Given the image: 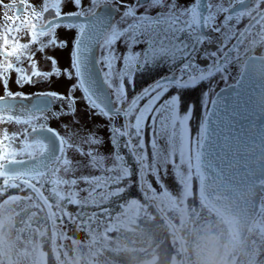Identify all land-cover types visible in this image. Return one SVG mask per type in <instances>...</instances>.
I'll return each mask as SVG.
<instances>
[{
  "label": "snow or ice",
  "instance_id": "6c2138e0",
  "mask_svg": "<svg viewBox=\"0 0 264 264\" xmlns=\"http://www.w3.org/2000/svg\"><path fill=\"white\" fill-rule=\"evenodd\" d=\"M247 2L203 0L202 12V0H193L187 6L180 0H88L87 4L85 0H41L39 8L30 0H19V3L10 0L8 5L0 0V8L16 10L12 16L4 13L3 23L0 24V32L3 33L0 35V56L4 58L0 63V83L6 85L13 71L17 73L16 82L21 86L48 82L53 76L78 81L70 86L68 96L48 91L33 94V99V95L12 93L11 90H7L6 96H0V122L24 126L22 132L11 136L5 130L3 140H0V166L16 164L23 168H36L54 161L63 164L61 171L67 175H74L77 170L86 167L99 175L72 178L70 185L75 188L82 182L88 187L80 191L89 197L100 194L101 199L119 196L124 191L123 187L115 190L113 185H120L132 175L129 157L138 166V173L145 177L151 174L158 179L157 165L164 167L168 164L174 169L183 166L200 174V153L197 152V163L193 166L183 146L185 121L189 116L179 113L180 96L176 93L167 99L165 97L172 88L179 90L195 86L221 71L219 65L200 68L193 62L192 52L197 46L210 42L211 32L221 36V44L227 40L232 26L245 18L243 9ZM261 2L264 3V0ZM68 4L76 11L64 13L63 8ZM114 4L123 9H113L119 12V21L96 11L101 5ZM72 19L82 22H69ZM60 28L66 31L77 29L79 32L74 51L70 54L71 66L63 70L55 57L46 55L47 49L63 50L68 46L67 41H60L57 37ZM25 35L28 41L20 43ZM117 42L125 46L122 55L115 50ZM32 45L37 46L36 51L45 53L44 58L52 65L49 71L39 68ZM141 45L144 46L142 49ZM95 49L101 50L103 55L95 56ZM209 55L215 57L216 53ZM13 59L15 63L11 62ZM25 61H28V68L23 66ZM180 61L183 64L179 71L186 77L183 82L175 75L164 77L129 99L126 88L133 87L131 77L141 64L145 71H150L151 67H158L161 62L175 64ZM117 62L122 65L120 69L116 67ZM98 64H103L106 69L101 70L103 75L99 81L89 71L90 66ZM126 79L129 80L127 85ZM77 89L83 91L86 102L97 110L98 115L108 119L109 142L113 146L111 154L100 153L104 141L96 133H86L79 141H69L40 123L49 118L59 119L61 115H74V92ZM57 102H61V109L53 111L52 106ZM118 117L123 120L120 126L115 123ZM146 127L149 131L147 142L144 138ZM45 133L44 139L38 138ZM18 140L19 144L14 143ZM178 140L182 145L179 149L176 146ZM66 149L82 159L74 162L67 156ZM149 149L151 163L148 162ZM23 156L28 159L18 158ZM176 156L179 165L174 159ZM3 175L0 172V177ZM79 193L77 191L73 195Z\"/></svg>",
  "mask_w": 264,
  "mask_h": 264
},
{
  "label": "flooded vegetation",
  "instance_id": "af4514ba",
  "mask_svg": "<svg viewBox=\"0 0 264 264\" xmlns=\"http://www.w3.org/2000/svg\"><path fill=\"white\" fill-rule=\"evenodd\" d=\"M30 2L37 8H39L41 5V0H30ZM87 2L88 0H85V4H87ZM9 3L10 0H3L4 5H8ZM16 3H19V0H16ZM180 3L187 6L192 4L193 0H180ZM114 8H120L119 4H114L111 6L101 5L96 11H102V16L113 17L115 20L119 21V12H114ZM15 11V9L7 7L0 8V24L3 23L4 13L12 16ZM74 11H76V9H74L70 4L65 5L63 8L64 13H71ZM120 11H123V9L120 8ZM141 11H143V8L141 9ZM201 11L203 12V0ZM262 11H264V3H262L261 0H248L243 9V15L245 18L238 21V23L232 26L229 38L221 44V36L219 34L215 32L209 33L210 42L197 46L192 52L193 62L200 68H210L226 52L235 38L244 29V27L252 19L259 16ZM69 22L80 23L82 22V20L72 19ZM2 34L3 33L0 32V35ZM78 36L79 32L77 29L66 31L64 28H60L57 32V37L60 41H67L68 46L63 50H61L60 48H56L55 50H46L47 56L55 57V59L59 61V67L62 70L68 69L71 66L72 60L70 54L74 51V43ZM27 41L28 36L25 35L19 42L25 43ZM263 43L264 15L257 22H255V24L247 33L239 47H237L233 55L227 60L225 65L220 68L221 71H238L230 81L221 85L216 90V93L223 87L233 84L239 79L248 57H250L251 55H260L264 57V52L255 51L256 48H259V46ZM9 44H11V39L9 40ZM36 48V45H32V50L35 51V60L38 62L39 68L42 71H49L52 65L44 58L45 53L36 51ZM212 52L216 53L215 57L209 55ZM102 55L103 53L101 52V50L97 49V57H100ZM3 59L4 58L0 56V63L3 62ZM11 62L15 63V60L13 59ZM160 64L165 70H173L168 74L174 73L180 79H184L183 74L176 71L180 70L183 61L177 62L175 64L171 62H161ZM23 66L25 68H28V61H25ZM99 66L101 70L106 71L103 64H99ZM142 70H144L143 64L139 66L138 71L133 72L131 81H134V76L138 75ZM10 75L11 78L8 80L6 85L0 83V96H6L7 90H11L12 93H22L25 95H33L39 92L51 91L68 96L70 94V86L78 83L75 78L66 79L63 76L59 78L53 76L48 82L35 84L25 83L21 86L16 82L18 79L17 73L13 71ZM126 81L127 79L125 80V82ZM215 95L212 98H207L205 103L203 104L197 133L194 134L190 130L192 146L190 149L191 153L189 152V154L187 155L191 157L193 166H195L197 163L195 156L197 152H199L201 145L205 143L207 138L206 117ZM74 96L76 98V103L74 105V115H61L59 119L49 118L47 121H40V123H44L46 127H50L51 129L55 130L61 137L69 141L79 140L74 139V136H77V133H81L82 135H85L86 133H96L104 141L102 145V152H104L103 154H111L113 152V146L109 142L110 133L108 132V119L104 118L101 115H98L97 110L90 107V105L86 102L84 98L85 94L81 89L75 90ZM33 99H35L34 95ZM9 102L12 103V101ZM143 103L144 102L142 101L141 105ZM64 107L67 108V105L65 104ZM60 109L61 102H57L52 106L53 111H60ZM7 114L8 113H4V115ZM185 115L189 116L188 123L190 126L193 118L196 119L192 109H189ZM115 123L116 126H120L123 123L122 118L118 117ZM105 127H107V131L104 130ZM5 130L7 131L8 135L11 136L13 133L18 134L22 132L24 130V126L0 122V140H3ZM92 130H94V132H92ZM46 135L47 134L45 133L44 135L38 136V138L44 139ZM24 139L29 138L25 137ZM14 143L19 144L20 141L18 140ZM120 151L123 154L127 155V153L124 152L123 149H121ZM66 153L67 156L70 157L74 162L80 161L79 156L78 159L72 158V153L74 152L68 151L66 149ZM18 158L28 159L27 156ZM56 159L59 160V157H57ZM128 163L131 166L132 171V175L130 176L131 181L129 185L130 187H132V180H134L133 175L136 173L138 190L140 193H142L144 176L138 173V166L136 168V165L132 163L130 157L128 158ZM62 167V163L57 164L53 161L49 164V167H47V169L42 173L25 174L18 172L10 175H3L1 177L2 182L0 184V192L2 187H6L8 185L25 186L20 182V180H25L36 185L41 191L42 187L55 186L58 188V185H62V190L56 189V192L61 197H67L69 195L66 194V191H64V184H70V179H68L67 176H62V174L60 173L62 172ZM38 168L40 167L25 169L34 171ZM1 170L2 166H0V172ZM134 170L136 172H134ZM186 170L188 171L189 169ZM200 170V174H197L196 172L193 173V170H189L187 176L189 177L190 185L193 183V181L199 182L200 201L203 204L202 208L203 210H205L204 212L207 214V219H201L202 224L206 226V233L204 238L206 242L208 241V243L212 244L211 246L206 248V250L211 249L215 246L218 249L219 254L224 257L225 264H264V178L262 180H259L257 183H248L245 188H241L229 183L228 181H225L223 175L217 170L216 166L212 162H205L202 166L200 165ZM80 172V176L99 175L98 172L89 171L86 167L81 169ZM80 176L76 177L75 175L74 177L78 179ZM79 184L76 185L75 188H77V186H81ZM84 186L88 187V185H85L83 183L82 187ZM77 191H79L80 193L76 197H80L82 192L80 190ZM190 191L188 192L190 193ZM42 193L44 194L43 191ZM45 197L47 198L46 195ZM140 200L142 201V199ZM140 200L137 202L141 204ZM139 203L137 205H139ZM189 223L193 224L192 218H190ZM212 223H214L216 226L214 232H212L213 230L209 231ZM187 263L190 264L188 260Z\"/></svg>",
  "mask_w": 264,
  "mask_h": 264
},
{
  "label": "trees",
  "instance_id": "16d2710c",
  "mask_svg": "<svg viewBox=\"0 0 264 264\" xmlns=\"http://www.w3.org/2000/svg\"><path fill=\"white\" fill-rule=\"evenodd\" d=\"M171 71L165 70L161 64L151 67L150 71L142 70L134 76L133 87L126 88L129 99ZM219 72L195 86L179 90L172 88L165 97L167 99L173 94H179V113L182 116L192 109L196 119L191 121L190 130L194 134L199 128L209 88ZM128 83L129 80L125 85ZM144 138L146 142L149 139L147 127ZM174 159L179 163L178 156ZM151 160L149 149L148 162L151 163ZM133 176L132 187L129 185L131 179L128 178L120 185H113L115 190L124 188L119 196H106L104 199L100 198V194L89 197L87 193H81L85 198L73 200L71 195L61 197L55 186L41 188L54 209L55 221L73 225H69V233L62 236V242L57 241L63 264H174L178 261L180 254L174 234L157 209L145 198L144 192H139L136 173ZM152 177L148 174L145 181L150 182ZM168 181L173 184V179L168 178ZM191 189L190 196L194 205L191 203L189 216L193 224L189 223L187 217L180 232L187 247L188 262L201 264L206 248L212 244L204 238L206 226L201 219H207V214L200 201L199 182L193 181ZM139 200L142 205L137 202ZM173 209L177 211L176 207ZM166 213L170 217L173 214L172 210H166ZM215 229L212 223L209 231L214 232ZM32 235H36V243H32ZM198 239L201 242L199 246ZM27 244L31 247L27 248ZM0 264H58L53 253L52 230L46 209L36 194L26 186L8 185L1 188Z\"/></svg>",
  "mask_w": 264,
  "mask_h": 264
},
{
  "label": "water",
  "instance_id": "95a60500",
  "mask_svg": "<svg viewBox=\"0 0 264 264\" xmlns=\"http://www.w3.org/2000/svg\"><path fill=\"white\" fill-rule=\"evenodd\" d=\"M98 13L102 15V11ZM263 15L264 11H262L259 16L252 19L235 38L226 52L210 68H214L216 65L222 68L233 55L237 47L242 43L255 22ZM94 54L97 56V49L94 50ZM225 56H227L226 60ZM89 71L95 74L94 78L97 79V81L102 78L103 72L99 64L94 67L90 66ZM173 75L175 74L170 73L157 80L164 77H172ZM184 79H181V81L183 82ZM155 81L145 88L152 85ZM206 125L207 138L199 150V163L201 166L205 162H212L223 175L225 181L241 188H245L248 183H257L264 178L263 56L251 55L248 57L239 79L235 83L223 87L216 93L206 117ZM50 163L51 162L46 166H40V168L34 171L26 170L16 164H10L2 166L1 172H3L4 175L18 172L25 174L42 173L49 167ZM20 182L31 189L44 205L52 230V246L57 255L58 263L63 264L57 252L55 213L53 207L36 185L25 180H20ZM147 194L148 190L146 189V195ZM147 199L150 202V197L148 195ZM156 207L161 217L170 227L178 243L180 264H187L184 238L180 230L168 214L161 210L158 205H156Z\"/></svg>",
  "mask_w": 264,
  "mask_h": 264
},
{
  "label": "rangeland",
  "instance_id": "374dc122",
  "mask_svg": "<svg viewBox=\"0 0 264 264\" xmlns=\"http://www.w3.org/2000/svg\"><path fill=\"white\" fill-rule=\"evenodd\" d=\"M143 47L144 46L141 45L140 49H142ZM115 50L119 54L122 55L125 52L124 44L121 43V42H117L116 45H115ZM255 51L256 52H261V51L264 52V43L261 44L259 46V48H256ZM116 67H117V69H120L122 67L121 63L117 62ZM176 71L180 73L179 70H176ZM237 71L238 70H223V71H220L218 73V75L216 76V78L214 79L212 85L209 88V92L207 93V95H208L207 98H212L215 95L216 90L221 85H223V84L227 83L228 81H230L232 79V77L236 75ZM166 75H168V73H166L163 76H166ZM163 76H161V77H163ZM161 77H159V78H161ZM104 130L107 131V127H105ZM92 132H94V130H92ZM108 132H107V134H108ZM83 136L84 135L79 133L78 136H74V139L75 140H77V139L80 140V138H82ZM79 140H77V141H79ZM161 146L162 147L164 146L163 142H161ZM176 146L179 149V147L182 146L181 142L179 141V144H176ZM183 146H185V150H186L187 154H189V152L191 153L190 149H191V146H192V139H191L190 126H189L188 120L185 121V139H184V145ZM102 151H103V149H102V147H100V153L101 154L104 153ZM72 154H71L72 158L78 159L79 155H77L76 153H72ZM79 159L81 160V156H79ZM176 164L179 165V163H177V162H176ZM157 168L159 169V177H158V179L152 177V178H150V182H147V181H145V178L148 175L146 177L144 176L143 192H144L145 198H147V195H148L150 197V202L149 201L148 202L151 205H153L156 209H157L156 205H158V207L161 210H163L165 213H166V210H172L173 214H170L171 217L169 215L168 216L173 219V221L175 222L177 228L180 230L183 227V224H185L186 218L189 217V209H190L191 203L194 205L193 200H192V198L190 196L192 194V189H191V185L192 184L190 185L189 177L187 176L189 170L187 171L186 168L183 167V166L174 169L173 165H171V164H168V165H166L164 167H161L160 165H158ZM81 172H80V170H77L74 173V175H67L63 171L60 172V173L62 174V176L63 175L67 176L68 179L71 180L72 178H76V177L80 176L79 173H81ZM194 172L195 171H193V173ZM75 175H76V177H74ZM168 178L169 179H173V184L172 185L168 181ZM79 185H81V186H79V187L77 186V188H73L70 184H64V191H66V194L71 195L73 200H76V198L77 199L85 198V196H83V195H81L80 197H75L77 195H73L74 193L77 192V190H81V189L85 188V186L82 187L83 183H81ZM57 189L58 190H60V189L62 190V185H60V186L58 185ZM146 189L148 190V194L147 195H146ZM188 191H190V193ZM81 192H82V194H86L83 191H81ZM178 204L181 207L178 206ZM175 207L177 208V211H175L173 209ZM176 212H178V213H176ZM189 220H190V217H189ZM69 225L73 226L69 222H65V221H58L57 222V221H55L56 244H57L58 240L60 242H62L61 241L62 236H65V234L67 235L69 233V230H70ZM72 233L74 235L75 234V230H73ZM52 239H53V237H52ZM31 240L33 241L32 243H36V241H35L36 240V235L35 236L32 235L31 236ZM184 243H185V240H184ZM198 243L201 244L200 239L197 240V244ZM25 246L27 248L31 247V245H28V244L25 245ZM195 246L197 247V245H195ZM198 246H199V244H198ZM52 248H53V246H52ZM178 250H179V247H178ZM57 252L59 254V246L58 245H57ZM53 253H54V256H55V258L57 260V255L55 253L54 248H53ZM185 253H186V258H188L187 257L188 253H187L186 245H185ZM59 257H60V254H59ZM57 263H58V261H57ZM180 263H181V261H180V257H179L178 261L176 263L174 262V264H180Z\"/></svg>",
  "mask_w": 264,
  "mask_h": 264
},
{
  "label": "clouds",
  "instance_id": "9594fccd",
  "mask_svg": "<svg viewBox=\"0 0 264 264\" xmlns=\"http://www.w3.org/2000/svg\"><path fill=\"white\" fill-rule=\"evenodd\" d=\"M201 264H225L224 257L219 254L218 249L214 246L206 250V254L201 258Z\"/></svg>",
  "mask_w": 264,
  "mask_h": 264
}]
</instances>
